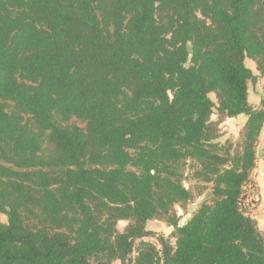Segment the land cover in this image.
Here are the masks:
<instances>
[{
    "label": "trees",
    "instance_id": "1",
    "mask_svg": "<svg viewBox=\"0 0 264 264\" xmlns=\"http://www.w3.org/2000/svg\"><path fill=\"white\" fill-rule=\"evenodd\" d=\"M263 76L264 0H0V264H127L143 234L133 264H163L154 236L169 264H264L239 208ZM240 114L232 155L220 123ZM188 160L212 198L180 224Z\"/></svg>",
    "mask_w": 264,
    "mask_h": 264
},
{
    "label": "rangeland",
    "instance_id": "2",
    "mask_svg": "<svg viewBox=\"0 0 264 264\" xmlns=\"http://www.w3.org/2000/svg\"><path fill=\"white\" fill-rule=\"evenodd\" d=\"M245 63L247 66L252 68L254 73H258V70L256 69L255 61L253 59L247 57ZM263 83L264 81L263 82L261 81L258 85V83L253 84L252 82H249L250 103L252 105L258 103V100H260L261 96L263 95V91H261L259 96V92H258L259 90H257L256 88L258 87V89H260L261 87L260 85H263ZM211 97L214 100H216L215 95L213 93L211 94ZM212 117L213 119H217L216 115H213ZM235 123L236 121L227 124L229 127L235 129L236 134L234 138L232 136L233 132H230L229 134H227L228 136H223V137L221 134V136L218 138V141L222 145L223 149L225 151L227 150L232 155H235L236 153H239L241 151V144H242L241 141L243 139L242 131L240 132V134L237 133L238 130L235 128ZM263 150H264V146L263 147L260 146V155L262 154ZM198 167L199 165L197 164V162L192 160H188L184 165H182L185 186L193 192L194 196L192 200L189 202L178 203L175 205V210L177 211L178 215H180L181 217L180 219H182V217L188 212H193L203 201H207L212 198L213 184L210 182L203 181L195 176V171ZM0 220L6 221L7 220L6 215L0 213ZM153 223L154 224H152V226L154 231H156L158 234L169 236V230L164 228L166 224L165 222L160 220H155ZM158 223H160L161 226H158L159 225ZM120 225L122 227L125 224H120ZM149 239L159 244L155 236L150 237ZM169 240L172 242L173 238L169 237Z\"/></svg>",
    "mask_w": 264,
    "mask_h": 264
},
{
    "label": "crops",
    "instance_id": "3",
    "mask_svg": "<svg viewBox=\"0 0 264 264\" xmlns=\"http://www.w3.org/2000/svg\"><path fill=\"white\" fill-rule=\"evenodd\" d=\"M255 65H256V63H255ZM255 74H257V73H255ZM258 81L259 82H257V83L259 85V83L261 81L262 82L264 81V76L261 77ZM260 86H261L260 89H258V87H256L257 90H259L258 91L259 92V96H260L261 91L264 92V83H263V85H260ZM261 98H262V96H261ZM261 98H260V100H258V103H255L253 105L255 108L260 106ZM249 100H250V92H249ZM247 119H248V116L245 115V114H240V115H238L236 117H227L224 121H222L220 123L222 137L223 136H228L227 134H229L230 132H233L232 136H233V138L235 137V134H236L235 129H233V128H231V127H229L227 125L228 123L235 122V121L238 124L237 125L235 123V128L238 130L237 133L240 134V132L244 128L245 123L247 122ZM260 146H262V147L264 146V127H263V129H262V131L260 133V136H259V139H258V142H257V145H256V155H257L256 166L252 170V173H251V178L260 185V188H261V191H262V194H263V201H262L261 205L252 214H250L252 217H254L257 220L260 229L264 232V150H263L262 154L260 155ZM194 211L193 212H188L187 214H185L182 217V219H180V224H184L185 222H187L191 218V216L194 213ZM154 221L155 220H151V221L148 222V225H147L148 229H152L153 230L152 224H154L153 223ZM128 222H129L128 220H120L118 225L122 229ZM120 224H125V225H123L121 227ZM158 224H159L158 226H161L160 223H158ZM164 228L169 230V233L172 230V227L169 226L168 224H165ZM112 264H122V263L120 262V260H115Z\"/></svg>",
    "mask_w": 264,
    "mask_h": 264
},
{
    "label": "built area",
    "instance_id": "4",
    "mask_svg": "<svg viewBox=\"0 0 264 264\" xmlns=\"http://www.w3.org/2000/svg\"><path fill=\"white\" fill-rule=\"evenodd\" d=\"M263 194L260 185L251 177L243 186V191L239 198V208L245 214H252L262 203Z\"/></svg>",
    "mask_w": 264,
    "mask_h": 264
},
{
    "label": "water",
    "instance_id": "5",
    "mask_svg": "<svg viewBox=\"0 0 264 264\" xmlns=\"http://www.w3.org/2000/svg\"><path fill=\"white\" fill-rule=\"evenodd\" d=\"M148 234H143V235H139L137 239H131L130 241V257L127 260V264H133V253H134V246L136 241L142 239V238H146L148 237ZM156 240L158 241V243L160 244V247L162 249V253H163V264H169V253H168V247L166 244V241L161 237V236H155Z\"/></svg>",
    "mask_w": 264,
    "mask_h": 264
}]
</instances>
